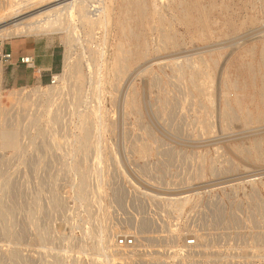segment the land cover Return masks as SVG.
Instances as JSON below:
<instances>
[{"label":"rangeland","instance_id":"374dc122","mask_svg":"<svg viewBox=\"0 0 264 264\" xmlns=\"http://www.w3.org/2000/svg\"><path fill=\"white\" fill-rule=\"evenodd\" d=\"M103 1L100 25L69 21L81 83L57 80L51 106L33 95L22 113L9 98L20 87L7 86L0 65V120L21 119L19 151L0 148V264H264V158L238 152L264 145V121L223 117L243 93L242 109L257 117L264 0H142L147 22L131 21L136 37L127 41L116 21L133 16L128 0ZM64 36H39L55 43V75L69 49ZM142 42L144 59L118 75V45L133 51ZM77 170L87 173L84 199ZM123 236L136 246L115 248ZM191 238L199 247H185Z\"/></svg>","mask_w":264,"mask_h":264},{"label":"bare ground","instance_id":"6f19581e","mask_svg":"<svg viewBox=\"0 0 264 264\" xmlns=\"http://www.w3.org/2000/svg\"><path fill=\"white\" fill-rule=\"evenodd\" d=\"M154 1L152 2L155 3ZM128 6L129 8L132 7L133 16L132 17L128 16L127 18L124 17L116 21L117 28L122 36V40H125V41L129 40L130 38L136 37V34L133 32L132 28L130 27L131 21L135 20L134 22H135L136 28L144 26V24L147 22V19L145 16V7H144V3L142 4V0H128ZM106 12H107V6L105 5L103 0H6L4 2V5L0 6V40L3 41L5 39H11L14 37H19V36H31V35L52 36V35H57V34H65L64 40L69 49H67L64 55V58H63V69H64L63 74L54 75L53 78L56 81L59 80L61 82L73 79L76 84L75 86L79 87L81 83V80H80L81 65L78 62H74L72 60L73 59L72 58V48L75 46V44H78L80 42V39L77 36H75V30L77 29L76 27L77 25L71 24L69 21L74 22V19H75L77 20L78 24H80L81 26H87L90 29V28L95 27L97 24L101 23L103 16L106 17ZM203 13L204 12L200 11V9L197 10V14H198L197 21L200 24H205V21L203 20V16H204ZM100 15L102 17H100ZM186 22L192 23V21L187 18H186ZM165 39L168 40L167 36H165ZM121 47H122V44H119L118 45L119 52L117 53V59H116V65H115V71L118 75L127 72L130 66L134 62L142 60L146 56V53H145L146 45L144 42H142L141 44H137L134 47L133 51H129V50L123 51ZM100 55L102 57V54ZM78 61L80 62L81 60L79 59ZM87 67H90V66L88 65ZM1 70L2 69L0 68V71ZM197 71L198 70L195 69V73H197ZM176 72L179 73L180 69L177 68ZM1 86H0V100L2 97L1 96V90H2ZM24 89L25 87H21L18 93L11 92L9 94V98L18 105L22 113H24V111L25 113L28 112L26 110L29 109L30 106L34 105V102L31 101L32 100L31 97L33 95H35V99H37V101L38 99H42L41 96L46 97V103L48 106H51L50 104L53 101L55 96L59 97L61 95V88L54 86V85L46 86V91L33 90L32 92L31 90V92H29L28 94L23 93ZM262 89L263 90H261L260 92H256V95L254 96L258 102V105L256 106V109H257L256 118H251L250 112L246 111L245 113V111L241 107L243 98H245L244 93L242 94L241 97L236 95L231 100L230 102L231 109H229L223 117L227 119V121L229 122L241 121L245 125H249V123L253 121L252 119H254V121L257 123L262 120L264 121V86ZM79 91L80 90H78V92ZM5 113L6 111L3 110L2 106L0 105V116H3L5 118L6 116ZM40 116H41V112L39 111L38 115H36V119L38 117L40 119ZM16 118L18 119H16L14 123H10V124H6L7 122L6 120H3V119L0 120V148L2 149L6 148V149H12L14 151H19L20 149V146L18 143V129L17 128L19 126V120L21 119L19 117H16ZM87 138H88V131L87 129H85L84 135L80 139L87 140ZM147 148L148 146L143 145L139 148L138 152L143 154L147 151ZM238 152L240 156H242L243 160L250 161L253 163H258L262 161V159L264 158V145L258 142H253L249 146L245 148L243 147ZM77 173L79 175L78 195L81 199H84L85 194H86L85 184H86V174L87 173L86 171H81V170H77ZM187 200L188 199L186 197L177 199L174 201L173 205L178 208L183 207V205L186 203ZM197 239L199 241L200 237L198 236ZM100 241H103V239ZM198 245L199 244H197L195 247L196 248L199 247ZM115 248H118L116 247V241H115ZM104 249H107V248L105 247ZM113 252H117V249ZM101 253H102V250H101ZM109 253H110V250L109 251L106 250V252H103L102 255L108 260V257L113 258V253H111V255Z\"/></svg>","mask_w":264,"mask_h":264},{"label":"crops","instance_id":"0c3cea01","mask_svg":"<svg viewBox=\"0 0 264 264\" xmlns=\"http://www.w3.org/2000/svg\"><path fill=\"white\" fill-rule=\"evenodd\" d=\"M55 43L39 36H19L0 43V53L10 54L4 69V82L10 87H31L48 83L56 74L59 56ZM29 59V64L22 62Z\"/></svg>","mask_w":264,"mask_h":264},{"label":"built area","instance_id":"2783aa9c","mask_svg":"<svg viewBox=\"0 0 264 264\" xmlns=\"http://www.w3.org/2000/svg\"><path fill=\"white\" fill-rule=\"evenodd\" d=\"M0 58L3 62H7L9 61L10 59V54L8 53H0ZM23 63L25 64H29V59L26 58V59H23L22 60ZM56 80L51 77L50 79V85H54L56 84ZM135 246V237L134 236H131V237H120V238H117L116 240V247H118L119 250H125V249H129V248H133ZM196 241L194 238H191V239H187L185 241V247L188 248V249H191V248H196Z\"/></svg>","mask_w":264,"mask_h":264}]
</instances>
